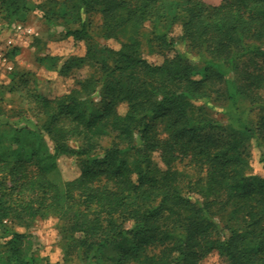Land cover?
I'll list each match as a JSON object with an SVG mask.
<instances>
[{
    "label": "trees",
    "instance_id": "16d2710c",
    "mask_svg": "<svg viewBox=\"0 0 264 264\" xmlns=\"http://www.w3.org/2000/svg\"><path fill=\"white\" fill-rule=\"evenodd\" d=\"M33 10L85 44L50 55L51 69L87 72L31 96L40 123L0 129V224L55 215L64 261L82 264H200L215 250L264 264V174L251 160L255 143L264 169V0H0L13 21ZM93 12L119 46L92 42ZM147 23L160 63L144 53ZM239 98L259 106L255 121L212 115ZM62 156L78 176L59 174ZM185 158L202 173L179 168ZM0 264H37L25 233L0 241Z\"/></svg>",
    "mask_w": 264,
    "mask_h": 264
},
{
    "label": "rangeland",
    "instance_id": "374dc122",
    "mask_svg": "<svg viewBox=\"0 0 264 264\" xmlns=\"http://www.w3.org/2000/svg\"><path fill=\"white\" fill-rule=\"evenodd\" d=\"M204 1L219 4L222 0ZM22 17H25L22 22L13 21L0 13V51L5 55L7 63L12 65V68L7 67V63L0 66V129L7 133L11 131L12 127H20L26 124L35 125L41 122V118H37L31 109V96L35 93L50 97L62 94L74 85L77 78L84 76L87 72L86 69H82L73 73L72 76L64 77L56 69L52 70L50 67V55L57 54L64 59L72 54L85 52L83 42L64 38L68 25L62 21L47 22L39 10H33L29 15ZM88 20L92 42L98 46V49L105 43L115 47L119 46L117 41H107L103 38L101 26L103 19L100 12L91 13ZM18 24H22L23 29H18ZM69 26L72 28L79 27L78 24H70ZM151 31V25L147 23L142 30L144 53L151 62L160 63L163 56L152 51L151 44L155 45V41L150 39L152 37ZM178 33L179 28L175 31V34ZM262 94L264 96V88ZM124 108L125 106L122 105L121 109ZM211 113L224 123H228L231 118L240 117L248 122H253L257 119L259 106L245 98H239L236 104L226 101L217 103ZM162 134L164 135V133ZM113 140V136L106 137L96 154H103L104 148L110 146ZM72 144H76V142L72 141ZM251 160L253 172L264 174L260 162V150L255 143L252 146ZM177 165L179 168L190 171L194 177L202 173L190 158L178 161ZM59 168V174L67 179L80 174L78 162L72 157L62 156L59 159ZM60 224L59 218L55 215L39 217L29 226L8 219L0 224V241L15 232L25 233L26 245L36 256L37 264L56 262L60 264H82L78 255L69 261H64ZM200 264H230V260L215 250L208 254Z\"/></svg>",
    "mask_w": 264,
    "mask_h": 264
},
{
    "label": "built area",
    "instance_id": "2783aa9c",
    "mask_svg": "<svg viewBox=\"0 0 264 264\" xmlns=\"http://www.w3.org/2000/svg\"><path fill=\"white\" fill-rule=\"evenodd\" d=\"M17 28L18 29H23V25L22 24H18ZM6 63H7V59H6L5 55L3 54V52L1 53V51H0V66L5 65ZM7 67L12 68V65L8 64Z\"/></svg>",
    "mask_w": 264,
    "mask_h": 264
}]
</instances>
